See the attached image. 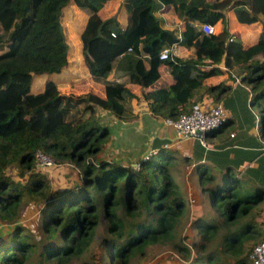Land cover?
<instances>
[{"label":"trees","instance_id":"trees-1","mask_svg":"<svg viewBox=\"0 0 264 264\" xmlns=\"http://www.w3.org/2000/svg\"><path fill=\"white\" fill-rule=\"evenodd\" d=\"M106 1L113 0H0V264H96L80 258L100 230L101 264H129L138 255L135 264H143L147 248L157 246L179 257L148 264H251L248 255L263 235L264 189L241 185L228 171L205 173L198 194L191 193L197 203L190 204L172 176L174 154L165 147L140 161L138 170L99 157L108 131L91 108L92 95L58 91V84L70 82L61 80L68 65L61 16L70 4L83 16L81 63L91 81L103 84L99 107L121 118L122 99L133 96L127 86L135 85L153 115L175 119L210 94L203 80L213 74L206 60L215 49L225 53L227 67L243 65L251 102L264 100V42L228 41L225 31L204 34L193 24L226 23L229 12L240 25L264 26V0H118L123 27L115 17H99ZM162 6L179 19L180 39L176 27L164 28L156 15ZM143 36L146 43L134 51ZM172 43L191 48L192 56L159 60V50ZM160 65L172 81L151 88ZM112 69L119 78L108 82ZM258 115L263 131L264 104ZM60 125L67 129L54 133ZM36 151L64 173L70 166L75 172L51 180L48 169L36 166ZM23 202L32 203L38 217L33 232L18 224ZM187 217L194 235L181 237Z\"/></svg>","mask_w":264,"mask_h":264},{"label":"crops","instance_id":"crops-1","mask_svg":"<svg viewBox=\"0 0 264 264\" xmlns=\"http://www.w3.org/2000/svg\"><path fill=\"white\" fill-rule=\"evenodd\" d=\"M119 5L118 0L106 1L98 10L99 17L101 19L115 17L119 26L123 27L125 12ZM117 9L119 12H115ZM76 15H78V18H75L77 24L72 23V25L78 33L83 16L78 11ZM156 15L164 28L176 27L177 31L181 30L180 21L170 7H160ZM225 15L227 22H217L214 25L215 33L225 31L229 36H233L234 40H240L244 44H250L257 39L264 42L262 23L257 26L240 25L229 12ZM193 24L197 25L196 22ZM75 30L70 29L69 38ZM146 40V36L138 38L133 45V50L138 52L139 47L143 46ZM174 50L176 57L192 56L191 48L176 44ZM116 59L117 56L111 59L112 65ZM224 59L225 53L220 49L213 50L206 60V69H212L213 74L203 80V84L211 88L210 94L203 93L197 97V101L204 108L219 104L224 113L221 127L206 133L205 140L208 146H203L194 139L175 140L172 129L164 125L162 118L149 111L147 103L141 98L139 86H127L133 96L126 95L122 99L124 113L121 118L103 110L96 104L97 100L104 98L103 84L91 81L86 73L88 85L86 94L89 93L93 97L91 108L99 124L108 131V138L100 152L101 157L113 158L132 165L144 158L148 159L166 145L165 149L171 151L175 157L172 176L185 191L190 204L197 203V200L191 197V193L198 194V180L205 173L220 177L228 171L240 180L241 185L253 189H264V150H260L259 143L260 139L264 140V130L259 128V112L252 109L253 93L250 85L243 79L246 74L243 65L227 67ZM158 69L160 77L151 88H160L172 81L165 65H160ZM181 73L182 70L176 72L177 75ZM119 74L118 70L112 69L106 81L117 80ZM261 104H264V100L257 103V110ZM66 129L67 126L60 125L54 133L63 132ZM197 164L199 165L194 167ZM262 202L264 203V199ZM260 216L264 231V205Z\"/></svg>","mask_w":264,"mask_h":264},{"label":"rangeland","instance_id":"rangeland-1","mask_svg":"<svg viewBox=\"0 0 264 264\" xmlns=\"http://www.w3.org/2000/svg\"><path fill=\"white\" fill-rule=\"evenodd\" d=\"M121 5V4H120ZM119 5V7H120ZM75 9L72 4H70L67 8L63 10V14L61 16V25L63 32L65 34V39L68 44V53H67V61L68 65L66 69L62 71V81H70L69 83L64 82V84H58V91L61 94L65 95H71L74 97H83L86 95V91H88L87 84H86V69L84 68L83 64L81 63V55H80V44L78 41V33L74 29V25L72 23H77L76 19L78 18L77 11H73ZM121 10V9H120ZM115 12H119V10H115ZM105 14V13H104ZM102 14V15H104ZM101 15V16H102ZM76 18V19H75ZM72 28L73 31V37L74 39L69 38V32ZM77 33V35H76ZM43 78L39 79L38 81L42 82ZM257 103H252V109L255 112H259L257 110ZM83 117H86V113L83 115ZM101 153L99 152L98 156L101 157ZM70 171L67 170V173H64L62 166L55 167L54 165L52 167H49L47 170V174L50 177L51 180L56 179L58 175L64 173L66 176H72V174L75 172L74 167L70 166L68 167ZM7 172L10 175H15V170L8 168ZM15 177V176H14ZM188 217L184 220H182L183 226H180V233L181 237L187 233L194 235L193 232L189 231L188 227ZM18 224H22L25 226L26 229H28L29 232H33L37 229L38 226V217L36 215L35 209L32 206V203L29 202H23L20 204L19 207V219ZM186 224V225H185ZM101 233L102 231H98L96 234L93 243L89 247V250L81 256L80 260L81 262L84 261H91L96 264H101V262L98 261L100 258V254L102 253V249L100 246V240H101ZM195 237V236H194ZM184 239V238H183ZM184 241V240H183ZM148 254L143 255V264H148V262H159L162 260H167L171 256L178 259L179 254L176 253L174 250L170 248H163L161 246H157L154 248H147ZM141 257V255H138V258ZM133 258L130 260L129 264H135L138 261H140V258ZM142 259V257H141ZM181 262V261H180ZM72 264H75L73 262Z\"/></svg>","mask_w":264,"mask_h":264},{"label":"built area","instance_id":"built-area-1","mask_svg":"<svg viewBox=\"0 0 264 264\" xmlns=\"http://www.w3.org/2000/svg\"><path fill=\"white\" fill-rule=\"evenodd\" d=\"M196 27L204 34L215 33L214 26L209 24L197 23ZM177 38L180 39L179 31L177 32ZM231 40H233V36H229L228 41ZM175 47L176 43L162 47L157 54L158 59L163 61L176 57L174 50ZM129 50L130 48H128V51ZM223 119L224 113L219 104H213L204 108L200 103H196L192 105L189 113L181 114L175 119L164 118L163 123L172 129L175 140L194 139L201 145L208 146L205 140L206 133L220 128ZM259 143L260 150L263 151L264 140L260 139ZM163 146L166 147V145ZM145 159L147 158H144L143 160ZM34 161L36 166L41 169H48L54 165L52 159L40 151L35 152ZM139 162L132 164V167L135 170L139 169ZM248 259L251 264H264V231L260 241L253 246L250 254L248 255Z\"/></svg>","mask_w":264,"mask_h":264}]
</instances>
